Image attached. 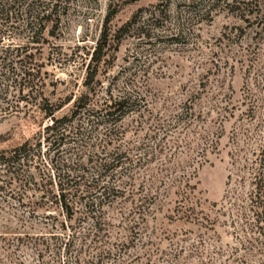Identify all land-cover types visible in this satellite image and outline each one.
Listing matches in <instances>:
<instances>
[{
	"label": "rangeland",
	"instance_id": "obj_1",
	"mask_svg": "<svg viewBox=\"0 0 264 264\" xmlns=\"http://www.w3.org/2000/svg\"><path fill=\"white\" fill-rule=\"evenodd\" d=\"M255 2L261 3V20L254 18L258 11ZM12 12L23 30L4 36L1 44L12 41L25 45L35 28L44 26L40 32L42 51L36 58L42 64L40 95L50 103L86 91V68L104 30L109 45L96 77L102 86L98 94L111 90L114 95L142 96L152 111L163 115L165 106L177 115L181 106H171L179 104L189 112L199 106L206 112L220 103V89L230 103L221 118L214 110L205 119L209 140H217L216 149L209 148L204 160L193 157L190 166L185 165L184 174L195 173L190 185L194 186L192 201L196 202L198 220L182 215L178 209L182 195L176 185L167 184L149 212H144V222L136 216L139 236L130 249L92 264H252L256 258L247 254L243 236L232 228L229 211L222 206L227 177L236 173L232 154L238 146L246 152L256 146L255 134L262 130L259 125H264V108L257 105L259 95H264V0H19ZM28 24L33 28L26 27ZM37 101L41 102L40 97ZM24 105L19 102L16 111L0 115V152L31 138L47 122L38 108L28 110ZM250 107H255L251 111L257 121L248 116L252 115ZM70 109L68 104L56 117L68 114ZM137 119L138 112L124 119V149L127 142L135 145L147 132V126L134 132ZM256 128L259 131L254 133ZM246 130L252 131V137ZM174 135L170 129L167 138L171 141ZM45 145L41 146L42 168L54 174L50 159L61 156L51 151L48 157ZM112 150L109 145L107 151ZM186 152V148H180L178 157L183 162L189 158ZM88 155L84 154L83 162L90 178L95 174L94 167L110 157H104L97 148L92 160ZM31 170L36 176L37 172ZM102 181L109 185L114 182L109 176ZM39 196L40 192L27 191L25 204L20 206L13 199L3 200L0 193V260L4 264L11 259L16 264H91L87 263L91 253L112 249L117 241L114 237L127 235L119 218L114 217L113 236L100 245L101 240L91 237L92 241L87 239L83 246L80 233L91 229L92 222L78 226L73 219L67 224L75 230H62L61 223L66 219L59 209L46 205L31 209L29 203ZM131 206L129 201L128 209ZM104 210L110 219L116 215L106 205ZM24 234L32 240L17 244V236ZM50 234L58 235L59 240H50ZM1 236L10 240V246L4 245Z\"/></svg>",
	"mask_w": 264,
	"mask_h": 264
},
{
	"label": "trees",
	"instance_id": "obj_2",
	"mask_svg": "<svg viewBox=\"0 0 264 264\" xmlns=\"http://www.w3.org/2000/svg\"><path fill=\"white\" fill-rule=\"evenodd\" d=\"M18 4L19 0H0V115L16 111L19 102H25L24 108H38L47 122L31 138L8 151L0 152V193L3 200L9 202L13 199L23 206L27 191L34 190L40 192V196L37 201L29 203L31 209L34 211L41 205L59 209L66 219L61 223L62 230H75L73 225L67 224V221L73 219L78 226L91 221V229L87 228V232L80 233L83 246L91 237L101 240L99 245L105 243L109 236H113V218H119V224L124 226L127 235L124 238L114 237L117 241L111 245L112 249L91 253L87 261L91 264L95 260L116 257L130 249L139 236L140 223L136 216L144 222V212H149L150 206L159 198L161 189L169 186L167 184L176 185L182 195L178 202L182 215L186 219L198 220L195 214L196 202L192 201L194 186L190 185L195 173L184 174L185 165L190 166L193 157L204 160L209 148L216 149L217 140H209L205 119L214 110L221 118L222 111L229 109L230 103L222 89L218 90L217 96H221L219 104L223 105L210 106L206 112L201 106L189 112L183 104L172 105V109L181 106L182 111L177 115H173V110L166 106L164 115L152 111L142 96L114 95L111 90H106L104 95L98 94L102 86L96 77L109 45L104 30L86 68L83 81L86 91L72 99L50 103L40 95V86L43 84L42 64L36 58V54L42 51L40 32L44 26L35 28L29 39L31 41L25 45H16L12 41L1 44L4 36L23 30L17 15L12 12ZM254 4L258 10L254 18L261 20V3ZM247 5L252 3L248 2ZM26 27L33 28L31 24ZM259 96L257 105L264 108V95ZM39 97L40 103L37 101ZM14 100L16 102L11 103ZM68 104L71 105L69 113L56 117ZM253 109L255 107L249 108L252 115L248 116L257 121V115L251 111ZM134 112H138V119L132 127L134 132L137 133L145 126L147 132L137 144L127 142L124 149L121 142L126 136L123 122L125 117ZM259 126L262 128L259 133L257 128L253 130L257 132L256 146L247 152L238 146L232 154L236 173L227 177V189L223 197L225 202L222 206L229 211L232 228L238 236H243L241 239L247 254L256 258L252 264H264V125ZM170 129L175 134L171 141L167 138ZM246 132L247 136L252 137V131ZM167 141L171 144L167 145ZM42 144H46L48 157L51 151L53 155L61 156L58 160L50 159L55 175L42 168ZM109 145L113 146L111 152L107 151ZM95 148L110 159L98 163L94 167V176L89 178V168L84 164L83 157L87 152L89 160H92ZM180 148L187 150L185 155L189 158L185 162L178 157L181 154ZM31 169L37 172L38 179ZM107 176L114 181L113 184L102 183V179ZM129 201L132 206L128 209ZM105 205L116 212L111 219L104 210ZM73 234L76 235L75 231ZM1 237L4 245L10 246V240ZM49 239L59 240V236L50 234ZM29 240H32L29 234L15 239L17 244ZM93 244L96 246L95 241ZM16 263L12 259L9 262ZM0 264L4 263L0 260Z\"/></svg>",
	"mask_w": 264,
	"mask_h": 264
}]
</instances>
